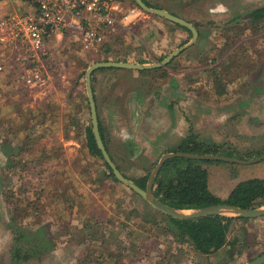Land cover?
Segmentation results:
<instances>
[{"label": "rangeland", "instance_id": "374dc122", "mask_svg": "<svg viewBox=\"0 0 264 264\" xmlns=\"http://www.w3.org/2000/svg\"><path fill=\"white\" fill-rule=\"evenodd\" d=\"M142 1L151 8L164 7L162 10L201 33L203 40L196 45L201 53L189 67L219 77L213 92L210 86L209 107L233 109L230 120L237 128L232 125L230 139L238 142L227 145L228 150L243 161L263 154L264 128L251 131L243 125V117L250 114L252 120L264 123V20L251 24L252 12L264 7V0ZM221 5L227 11H222ZM27 8L17 1H0V17L26 12ZM160 21L141 18L133 25L156 26ZM172 25L171 34L182 28ZM178 38V48L191 40L190 36ZM48 47L51 78L40 91L26 90L17 83L18 64L8 59L11 53L0 58V72H7L8 66L12 77L0 79V233L24 236L7 244L12 261L17 257L16 264H39L36 255L45 251H37L53 247L62 249L68 258L64 261L70 264H246L264 253V226L253 222H232L228 241L235 240V247H223L210 255L199 254L189 243L166 236L165 214L105 176L104 161L88 152L86 135L91 117L84 77L89 65L86 56L94 52L84 51L76 37L66 35L52 38ZM236 107H244L238 117L242 123L233 118ZM204 114L211 112L202 109L193 117ZM192 119L188 115L186 120L190 123ZM206 128L199 132L204 139L209 136L206 141L211 143ZM106 145L121 173L135 180L138 169L122 159L123 148L129 152L127 143L119 149L107 136ZM156 164L145 173L149 175ZM230 165L242 170L244 176H264V160ZM0 243L4 245V240Z\"/></svg>", "mask_w": 264, "mask_h": 264}, {"label": "crops", "instance_id": "0c3cea01", "mask_svg": "<svg viewBox=\"0 0 264 264\" xmlns=\"http://www.w3.org/2000/svg\"><path fill=\"white\" fill-rule=\"evenodd\" d=\"M120 1L123 2L124 7L128 4L133 5L132 0ZM27 7L26 11L30 9L28 5ZM161 8L165 9L164 7ZM153 18L155 17L146 14L142 19L153 20ZM160 20L162 21L160 23L157 22L156 26H151L148 23L140 27L141 24L139 23L137 25H129L124 30H120L117 36L105 42L104 48L100 52L98 49L93 54L86 56L89 61L87 68L95 63L154 65L178 48L177 43L180 42L178 37L188 38L190 36L191 39V33L188 29L179 28V31L171 34V29H174V27H170L173 26L172 23L161 18ZM197 34H199L197 40L175 57L167 66L143 70L103 67L93 71L91 74L90 80L97 107L98 124L99 128H101L107 152L114 162L106 145L107 136L110 143L111 141L114 142V144L119 146V149H121L123 143H127L129 152L127 150L126 153V148H123L124 155L122 159L126 163H133V169H138L135 171V180L145 176L149 177L150 174L148 175L145 171L152 164L157 163L163 155L179 152L180 145L191 134L196 135L197 140L203 145L215 144L219 146L217 153L212 152L202 155L218 154L238 159L236 156H239V154L232 153L228 150L229 146H227L229 144L236 146L238 142V139L236 140L237 142H232L230 139L232 125L237 128L235 126L237 123L230 120L233 109L231 107H209V104H211V100H209L210 86L213 92L216 88L214 85H218V83L215 84V78L206 72L200 71L198 67L195 69L189 67V63L192 66V63H195L194 59L196 60L201 53V50L196 45L203 39H200L201 33ZM73 35H75V32H69L66 36L72 37ZM7 53L6 49L0 50V58ZM223 57L224 59L221 58V61L219 60L221 64L227 58V54L223 55ZM6 70L10 72L8 66H6ZM7 72H0L1 80L3 77L7 80L12 78ZM205 79L210 80V83L206 82ZM80 85H83L82 82ZM199 86H204L203 90L206 91H200ZM25 89L40 91L43 88ZM2 91L3 89H1ZM224 93H227V91H224ZM79 100H82V96L79 97ZM60 106L64 107L65 105ZM241 108L244 107H236L234 109L237 114L233 118L237 122L240 121L238 117L241 115ZM202 109L208 110L211 114H204L199 118H194L193 116L199 115V111ZM218 111L220 112L219 114L216 113ZM101 112L103 116L100 114ZM188 115L192 116L194 121L192 119L190 123L187 122ZM240 123L242 122L240 121ZM244 124L251 131H256L259 127L261 129L264 128V123L260 124L255 119L252 120L250 114L243 117ZM243 125L240 131L243 129ZM240 126L241 124L238 125V128ZM204 127H207V134L211 136V143L206 141L209 136L204 139V136L199 132ZM240 131L238 134H240ZM105 134L107 135L106 137ZM142 150H144V154H140ZM245 159H247L246 156ZM6 160L7 158L5 157L3 162ZM196 161L207 172L209 191L221 200L227 199L230 192L240 182L249 179L264 180V176L260 175L244 176L242 170L231 166L230 163L211 160ZM115 165L117 166V164ZM140 166L143 167L141 170L144 172L140 170ZM117 168L120 170L118 166ZM135 180L132 179V181ZM260 208H264V206L257 209ZM4 220L8 222V218L5 217ZM259 220H264V216L248 219L247 222L264 226V221L259 222ZM234 221L240 220H234L233 217L232 222ZM21 236H15L11 232L0 233V240H4V245L0 243V264H16L17 257H13L12 261L7 244L10 239L19 238L23 240L24 236ZM57 248L53 247L49 251L38 250L37 253L45 251L43 255H36L39 264H70L68 263L69 260L64 261L65 257L66 259L68 258L63 250Z\"/></svg>", "mask_w": 264, "mask_h": 264}, {"label": "built area", "instance_id": "2783aa9c", "mask_svg": "<svg viewBox=\"0 0 264 264\" xmlns=\"http://www.w3.org/2000/svg\"><path fill=\"white\" fill-rule=\"evenodd\" d=\"M17 1L30 7L0 17V50L18 64L17 83L25 88H44L51 78L52 38L75 32L80 47L95 52L144 17L136 6L124 7L120 0H0ZM5 54L4 58L8 55ZM2 70V68H0Z\"/></svg>", "mask_w": 264, "mask_h": 264}, {"label": "trees", "instance_id": "16d2710c", "mask_svg": "<svg viewBox=\"0 0 264 264\" xmlns=\"http://www.w3.org/2000/svg\"><path fill=\"white\" fill-rule=\"evenodd\" d=\"M147 5L152 7L149 4ZM251 15V24L261 23L264 20V7L254 10ZM217 79H219L218 76L215 77V84L218 83ZM99 129L103 140L101 128ZM86 137L88 152L102 159L101 153L94 142L91 128H88ZM218 147L215 144L203 145L195 135L191 134L182 142L179 152L202 155L212 152L217 153ZM104 166L107 171V173H104L105 176L117 181L110 168L105 163ZM147 178L148 176H145L133 182L144 189ZM152 192L160 202L175 209H200L225 204L239 209L253 210L264 206L263 179H249L240 182L230 192L227 199L221 200L209 191L206 170L200 166L198 161L185 158H170L162 164L153 182ZM163 216L166 218L165 226L167 229L164 232L165 235L175 238L179 242L189 243L199 254L210 255L222 250L223 247L233 248L237 243L235 240L232 242L227 240L233 217L211 215L179 220L166 215ZM234 220L248 221V219L240 217H234Z\"/></svg>", "mask_w": 264, "mask_h": 264}, {"label": "water", "instance_id": "95a60500", "mask_svg": "<svg viewBox=\"0 0 264 264\" xmlns=\"http://www.w3.org/2000/svg\"><path fill=\"white\" fill-rule=\"evenodd\" d=\"M135 5L142 9L144 12L151 14L155 17L167 20L169 22L175 23L177 25H180L186 29H188L191 33V40L189 43L180 46L179 48L172 51L169 55H167L163 60L160 62L150 65V66H140V65H131V64H124V63H96L92 65L90 68L87 69L85 73V86H86V93H87V101L89 105V111H90V117H91V130H92V136L94 139V142L97 146V149L100 151L102 159L104 163L110 168L114 178L122 185L126 186L128 189H130L134 194L138 195L140 198H142L145 202H147L151 207H153L155 210L161 212L162 214H165L168 217L179 219V220H188V219H195V218H202L207 217L211 215H221L226 217H240L243 219H256L264 216V208L260 209H253V210H244L239 209L237 207L231 206V205H214L209 207H204L200 209H175L172 208L162 202H160L157 198L154 197L152 188H153V182L157 177V174L162 166V164L170 159V158H185V159H191V160H211V161H227L234 164L239 165H251L256 164L262 160H264V153L259 155L256 158L249 159V160H237L230 157H222L218 155H194V154H188L183 152H176V153H169L163 155L155 167L153 168L152 172L150 173L147 183L144 189H141L138 187L133 181L127 179L116 167V165L113 163L111 157L109 156L103 140L100 135L99 131V124H98V118H97V112H96V106L94 97L92 94V88L90 84V77L93 71L103 68V67H121L128 70H143V69H152V68H160L167 66L175 57H177L182 51H184L186 48L191 46L197 39V31L191 25L190 23L184 21L181 18H178L166 10L158 9V8H151L148 7L142 0H133ZM246 264H264V253L260 256L252 259Z\"/></svg>", "mask_w": 264, "mask_h": 264}, {"label": "flooded vegetation", "instance_id": "af4514ba", "mask_svg": "<svg viewBox=\"0 0 264 264\" xmlns=\"http://www.w3.org/2000/svg\"><path fill=\"white\" fill-rule=\"evenodd\" d=\"M196 136V135H195ZM213 155H218V154H213ZM218 156H222V155H218ZM222 157H227V156H222ZM232 158V157H230ZM217 162V161H216ZM219 162H224V163H230V162H227V161H219ZM230 164H234V163H230Z\"/></svg>", "mask_w": 264, "mask_h": 264}, {"label": "clouds", "instance_id": "9594fccd", "mask_svg": "<svg viewBox=\"0 0 264 264\" xmlns=\"http://www.w3.org/2000/svg\"><path fill=\"white\" fill-rule=\"evenodd\" d=\"M222 11H227L222 5L220 6Z\"/></svg>", "mask_w": 264, "mask_h": 264}]
</instances>
